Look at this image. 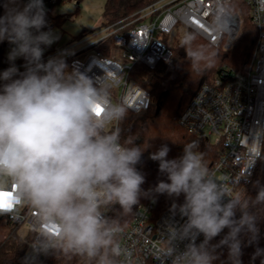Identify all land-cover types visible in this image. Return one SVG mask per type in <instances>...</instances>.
Masks as SVG:
<instances>
[{
  "label": "clouds",
  "instance_id": "obj_1",
  "mask_svg": "<svg viewBox=\"0 0 264 264\" xmlns=\"http://www.w3.org/2000/svg\"><path fill=\"white\" fill-rule=\"evenodd\" d=\"M224 14L220 8L213 25L223 27ZM46 16L44 0L6 7L0 16V42L12 46L10 66L0 72V196L38 210L47 230L37 255L60 247L95 264H117L122 229L105 210L119 205L131 212L142 195L153 193L184 198L180 204L174 200L170 209L184 221L167 228L171 264H216L221 248L227 249V264H242L243 238L248 245L258 243L264 184L254 183L251 199L232 195L194 150L195 142L184 145L182 155L173 159L165 144L149 158L167 179L145 193V177L136 167L145 150L121 143L119 131L109 130L125 115L122 105L111 102L110 86L101 77L69 71L62 56L43 60L45 47L59 38L44 30ZM193 39L189 34L184 43ZM187 55L194 67L203 59L199 50ZM18 58L25 61L23 72L15 64ZM258 256H264V249L256 248L252 258Z\"/></svg>",
  "mask_w": 264,
  "mask_h": 264
},
{
  "label": "built area",
  "instance_id": "obj_2",
  "mask_svg": "<svg viewBox=\"0 0 264 264\" xmlns=\"http://www.w3.org/2000/svg\"><path fill=\"white\" fill-rule=\"evenodd\" d=\"M27 3V0H24ZM61 0H44L45 8ZM233 0H155L128 17L105 25L65 46L45 47L43 60L62 56L74 69L109 85L110 99L134 113L146 110L151 102L149 90L130 77L137 63L153 69L173 56L171 38L179 26L189 28L214 46L231 47L242 19L231 11ZM251 20L258 29L256 47L247 73L238 74L225 66L203 83L179 117V123L199 139L218 145V155L209 171L232 195L245 194L264 151V0H246ZM223 8L225 22L213 25ZM219 20V17L217 18ZM52 19L44 30L53 29ZM106 46L107 52L101 48ZM18 65V64H17ZM16 65V66H17ZM24 65V64H23ZM22 65V66H23ZM25 69L21 67L20 71ZM119 120L110 127L118 128ZM111 209V208H110ZM110 209H106V214ZM6 222L26 228L33 235L32 245L42 246V231L47 230L37 209L16 204L0 210V227ZM184 221L169 210L155 212L154 202H140L129 225H120L117 239L122 254L117 264H171L167 228ZM203 237H199V243ZM187 241L179 244L184 248Z\"/></svg>",
  "mask_w": 264,
  "mask_h": 264
},
{
  "label": "trees",
  "instance_id": "obj_3",
  "mask_svg": "<svg viewBox=\"0 0 264 264\" xmlns=\"http://www.w3.org/2000/svg\"><path fill=\"white\" fill-rule=\"evenodd\" d=\"M153 1L105 0L103 20L100 25L93 29L83 28L70 41L78 40L88 32L128 17ZM53 7L51 5L46 9V19L53 18L56 26H62L67 17L54 15ZM229 9L239 12L242 19L239 34L235 38L232 48L225 49L221 45L214 46L192 29L186 28L184 36L175 39L173 56L169 61L160 62L153 69L142 63H137L131 70L130 77L150 91L151 102L149 107L140 113H134L122 105L125 108V115L119 120L117 130L121 143H126L127 146H139L141 150H145L141 163L136 166L145 177V182L141 186L145 193L154 189L159 181L167 179L164 174L160 173L158 162L149 158L150 154L162 145L166 144L170 148L169 159L182 155L184 145L193 142L197 145L194 150L203 154V160L207 167H210L217 158L218 145L199 139L179 123V117L200 86L210 81L220 69L227 66L238 74L248 71L256 45L258 29L251 20L250 7L246 0H233ZM189 34L194 36L190 45L184 43ZM9 45L7 41L0 42V67L10 66L6 56ZM101 48L108 53L106 46H101ZM189 50H199L203 54V59L196 67L193 66L192 59L187 55ZM64 60L68 65V70H73L70 59ZM22 62H24L23 58H19L15 64ZM2 83L0 81V84ZM109 130L115 129L110 127ZM256 181L264 184V151L259 167L244 194L249 199L256 194L254 186ZM153 199L155 200V212L160 213L164 210L170 211L174 200L180 204L184 198L183 196L170 198L167 195L149 193L142 195L140 202H153ZM136 206L131 212L125 213L119 205H115L110 209L108 217L116 219L119 225H129ZM8 223L10 229L7 235L0 239V264H29L26 261V254L33 242V235L31 233L22 234L20 226ZM259 229L258 243L248 245L247 238H243L245 244L242 247V264H261V260L264 259V256L252 258L257 247L264 249V217L259 221ZM223 235L224 233L216 237L213 244L217 243ZM49 251L50 254L43 264H95V261L89 262L86 257L71 251L65 252L60 247H51ZM217 251L220 258L216 264H227V249L221 248Z\"/></svg>",
  "mask_w": 264,
  "mask_h": 264
},
{
  "label": "rangeland",
  "instance_id": "obj_4",
  "mask_svg": "<svg viewBox=\"0 0 264 264\" xmlns=\"http://www.w3.org/2000/svg\"><path fill=\"white\" fill-rule=\"evenodd\" d=\"M2 2L3 0H0V10L2 6ZM12 5L13 7H19L18 4H15V3H13ZM104 5H105V0H61V2L55 4L53 7V14L54 15H64L67 17V20L63 23L62 26H55L53 29H51L59 37L58 40L52 45L55 44L57 45V48H60L62 46H65L70 41L72 36L79 33V31L83 27H86L88 29H93L97 27L100 24V22L103 20ZM51 19L55 23V20L53 18ZM184 32H185V29L179 26L177 29V32L171 38L170 42L172 44V47H173L175 39L178 37L182 38L185 34ZM234 41L235 39L232 41L230 48H232ZM11 47L12 46L9 45L6 51L7 56H8V53ZM23 64H25V61L17 65L19 70L21 69V67H23L22 66ZM8 67L9 66L0 67V72L4 71ZM258 227H259V224H258ZM9 229H10V225L9 223L6 222V218L4 217L1 223V227H0V239H3L7 235ZM20 232L24 234L26 232V228L22 227L20 229ZM40 248L41 247H35L31 244L26 254V261L29 264H43V262L48 258L50 254L49 249L51 247L47 249L46 254L40 253L37 255Z\"/></svg>",
  "mask_w": 264,
  "mask_h": 264
},
{
  "label": "crops",
  "instance_id": "obj_5",
  "mask_svg": "<svg viewBox=\"0 0 264 264\" xmlns=\"http://www.w3.org/2000/svg\"><path fill=\"white\" fill-rule=\"evenodd\" d=\"M13 3H15V4H18V6L20 7V8H22L23 6H24V4H25V2H24V0H3V2H2V6H1V10H0V16H3L4 14H5V9H6V7H13ZM102 22V21H101ZM100 22V23H101ZM100 25V24H99ZM83 28H86V27H83ZM82 28V29H83ZM81 29V30H82ZM86 29H88V28H86ZM81 30L79 31V33L81 32ZM79 33H77V34H79ZM77 34H75V35H77ZM75 35H73L72 36V38L75 36ZM71 38V39H72ZM70 39V40H71ZM51 47H57V45H51ZM8 49V48H7ZM7 51V50H6ZM6 56H7V53H6ZM7 58H8V56H7Z\"/></svg>",
  "mask_w": 264,
  "mask_h": 264
},
{
  "label": "snow or ice",
  "instance_id": "obj_6",
  "mask_svg": "<svg viewBox=\"0 0 264 264\" xmlns=\"http://www.w3.org/2000/svg\"><path fill=\"white\" fill-rule=\"evenodd\" d=\"M12 203L7 200L6 197L0 196V210L10 209Z\"/></svg>",
  "mask_w": 264,
  "mask_h": 264
}]
</instances>
